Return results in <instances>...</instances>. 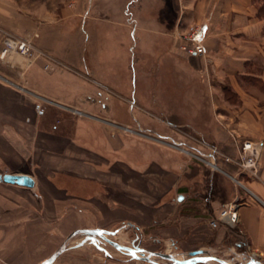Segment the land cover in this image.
I'll return each mask as SVG.
<instances>
[{"label":"crops","instance_id":"0c3cea01","mask_svg":"<svg viewBox=\"0 0 264 264\" xmlns=\"http://www.w3.org/2000/svg\"><path fill=\"white\" fill-rule=\"evenodd\" d=\"M109 2L0 0V29L37 36L41 50L64 65L74 64L71 53L92 49L95 28L89 20L95 6ZM175 5L170 32L181 37L203 28L206 55L200 58L209 78L264 83V20L254 0H176ZM81 35L86 38L82 44ZM45 64L29 66L20 57L0 63V174L27 175L35 182L30 189L0 181V264H41L75 231L125 226L200 249L230 245L241 230L249 249L264 256V142L260 181L247 182L262 206L238 207L237 229L223 224L214 229L210 223L234 196L231 182L237 176L221 166L217 175L196 170L200 161L188 149L206 153L198 143L196 150L191 143L143 136L140 126L133 135L156 143L121 140L118 131L126 130L113 117L109 88L100 81L95 86L90 76L98 73L86 56L77 63L78 73L62 65L45 70ZM243 111L241 130L253 131L251 113ZM98 131L106 139L96 136ZM214 178L220 190L208 197L206 182L212 187ZM77 256H60L57 264H129Z\"/></svg>","mask_w":264,"mask_h":264},{"label":"rangeland","instance_id":"374dc122","mask_svg":"<svg viewBox=\"0 0 264 264\" xmlns=\"http://www.w3.org/2000/svg\"><path fill=\"white\" fill-rule=\"evenodd\" d=\"M175 1L110 0L109 3L98 4L89 20L95 28V34L91 37V50L71 53L74 64L65 65L53 53L44 52L58 68L61 69L62 65L66 70L76 73L81 72L77 63H82L86 56L87 65H93L94 71L98 73V77L90 76L95 81V86H98L96 81H100L109 88L116 112L113 117L118 120L116 124L126 130H117L123 141L156 143L133 135V132L140 131V126L143 136L191 143L196 150L200 146L206 153L208 149L200 143L216 145L228 155L235 154L237 143L246 140L263 143L264 83L256 78L237 80L238 84L209 78L208 69L201 58H192L182 50L184 37H175L170 32L176 17ZM127 7L132 17H126ZM81 40L80 44L86 42L84 35H81ZM252 71L260 72L261 69ZM236 88H241L244 96ZM243 109L251 113L249 118L254 120L253 131L241 130ZM92 125L96 131L100 129ZM95 134H101L105 138L102 131ZM196 162L200 166H196V170L207 176L210 173L217 175L219 172L211 169L205 162ZM218 165L237 176L234 179L242 184L232 179L235 194L229 198L228 204L234 203L240 207L258 203L262 206L249 191L247 184L248 181H260L262 166L257 177H250L220 161ZM211 183L210 180L206 182L208 197L215 196V191L220 190L216 178L212 187ZM223 188L221 190L225 192L226 189ZM107 234L112 242L133 249L136 255H143V259H133L131 255L115 249L99 236L87 240L85 234L72 239L68 244L69 249L61 257L78 253L77 257H89L96 263L117 260L129 264H174L167 258L154 256L155 253H170L177 254L185 261L201 260L210 255L224 261V264H250V254H256V260L264 263V256L251 251L239 232L230 245L217 247L211 243L204 249L184 248L128 226L107 231ZM201 250L204 251L202 254L191 255ZM199 264L222 263L211 260Z\"/></svg>","mask_w":264,"mask_h":264},{"label":"built area","instance_id":"2783aa9c","mask_svg":"<svg viewBox=\"0 0 264 264\" xmlns=\"http://www.w3.org/2000/svg\"><path fill=\"white\" fill-rule=\"evenodd\" d=\"M181 37H184L183 40H185V44L181 48L190 57H205L206 47L204 45V31L202 27L191 29L188 35ZM34 38H37V36L23 38L0 29V63L12 57H20L26 59L29 66L38 61H45L44 69L54 70L56 64L35 44ZM171 144L179 147L175 142H171ZM200 144L208 149V153L189 149L188 151L198 160L205 162L211 169L219 170L218 162L222 161L236 167L241 173L247 174L250 177H257L260 169L262 144L250 140L237 143V154L234 157L225 154L215 146L205 143ZM185 151L188 152L187 150ZM234 180L242 185L237 179ZM252 201L254 202V200ZM238 207L234 203L225 205L219 211L218 216L211 221V227L216 229L220 224H223L228 228L237 229L240 224ZM238 232L240 235H243L241 230ZM252 257L256 259V254H252Z\"/></svg>","mask_w":264,"mask_h":264},{"label":"water","instance_id":"95a60500","mask_svg":"<svg viewBox=\"0 0 264 264\" xmlns=\"http://www.w3.org/2000/svg\"><path fill=\"white\" fill-rule=\"evenodd\" d=\"M0 181L4 182L6 184L16 185V186H20V187H26V188H30V189L34 188V186H35L34 180L30 176H27V175L5 174V175H2L0 177ZM180 200H182V197L180 198ZM81 234H85L87 240L94 237V236H99L100 238H102L104 241H106L108 244H110L115 249L122 251L127 255H131L133 257V259H143L141 256L136 255V253L133 249L128 248V247L119 246L116 243L112 242L108 238L107 231H105L103 229H95V230H78V231L73 232L71 235H69L67 237V239L63 242V244L60 246V248L57 251H55L47 260H45L41 264H53V263H55L57 261V259L64 252H66L69 249V247H68L69 242L72 239H74L76 236L81 235ZM72 248H74V247H72ZM203 252L204 251L201 250V251L193 252V253H191V255H199V254H202ZM154 256L159 257V258L160 257L167 258V259L171 260L174 264H199V263H206V262H209L211 260H216L222 264L225 263L224 261L217 259V257L210 256V255L208 257L201 259V260H191V261L180 260V258L177 254H170V253H155ZM249 259L251 261L250 264H264L261 261L253 258L251 254H250Z\"/></svg>","mask_w":264,"mask_h":264},{"label":"trees","instance_id":"16d2710c","mask_svg":"<svg viewBox=\"0 0 264 264\" xmlns=\"http://www.w3.org/2000/svg\"><path fill=\"white\" fill-rule=\"evenodd\" d=\"M254 2L257 4V10H258V12H257V16H258V18L264 20V0H254ZM227 155H228V154H227ZM229 156L234 157V156H236V155H229ZM220 162H222V161H220ZM222 163H224V162H222ZM225 165H229V166H231V167H234V166H232V165H230V164H227V163H225ZM233 169H234V170H237L236 167H234ZM237 234H238V232H237Z\"/></svg>","mask_w":264,"mask_h":264},{"label":"bare ground","instance_id":"6f19581e","mask_svg":"<svg viewBox=\"0 0 264 264\" xmlns=\"http://www.w3.org/2000/svg\"><path fill=\"white\" fill-rule=\"evenodd\" d=\"M141 257L143 256V255H140ZM180 260H182V259H180Z\"/></svg>","mask_w":264,"mask_h":264}]
</instances>
